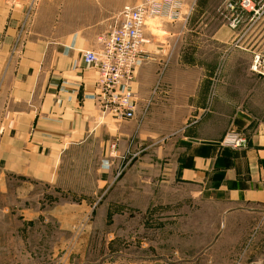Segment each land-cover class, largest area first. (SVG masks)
Wrapping results in <instances>:
<instances>
[{
	"label": "crops",
	"instance_id": "obj_1",
	"mask_svg": "<svg viewBox=\"0 0 264 264\" xmlns=\"http://www.w3.org/2000/svg\"><path fill=\"white\" fill-rule=\"evenodd\" d=\"M81 1L77 6L71 0V8L83 9ZM230 1L184 0L188 16L159 20L157 33L145 30L144 60L132 83L135 119L122 121L98 108V72L81 56L98 48L122 0L115 7L111 0H86L82 20L72 22L82 26L54 38L43 36V0L32 9L27 0H0V194L5 198L17 180L46 186L45 194L31 193L39 207L24 211L40 219L43 199L82 193L63 188L65 171L88 168L66 176L94 178L88 195L106 196L117 168L105 162L109 145L116 139L122 147L134 135L135 144L146 149L118 180L119 194L150 197L157 191L153 185L183 186L193 204L207 200L222 208V217H263L264 97L257 86L264 77L250 72L249 63L256 42H264V11L257 17L244 12L231 30L224 17L242 11L236 2L235 12L227 11ZM256 6L264 9V0ZM229 132L244 133L247 147L222 146ZM231 230L220 225L219 235L203 248L218 247L213 243Z\"/></svg>",
	"mask_w": 264,
	"mask_h": 264
},
{
	"label": "rangeland",
	"instance_id": "obj_2",
	"mask_svg": "<svg viewBox=\"0 0 264 264\" xmlns=\"http://www.w3.org/2000/svg\"><path fill=\"white\" fill-rule=\"evenodd\" d=\"M85 1H81L83 9L74 10L71 0H43V36L54 38L81 27L72 22L77 18L82 20L81 12H87ZM122 1L120 8L140 0ZM77 2L78 6L79 0ZM111 2L115 7L120 0ZM185 8L183 16H188V7ZM225 8L229 12L236 9ZM240 11L241 14L224 17L229 29L239 27L246 12L241 8ZM255 11L257 17L264 9L256 6ZM235 16L238 24L232 29L228 18ZM159 25L158 19L150 20L146 30L157 33ZM235 44L233 42V46ZM263 51L264 42H256L253 53ZM257 93L264 97V83L257 86ZM139 117L141 121V113ZM73 156L78 161L81 159V154ZM126 169L116 177L115 168L112 192L108 190L106 196L99 193L93 198L88 194H91L89 188L94 178L66 176L73 172H90L88 168L65 171L63 188L74 186L82 193L65 192L62 201L43 199L40 219L24 211L39 207L37 197L31 193L43 194L47 187H31L15 181L11 186L13 191L4 195L5 198L0 194V264H264V216L253 217L245 212L222 217L217 215L222 208L207 200L198 198L193 204L189 191L183 186L153 185L157 191L150 197L134 191L119 194L117 182ZM79 195L88 196L89 200L81 202L76 199ZM222 224L232 230L213 243L218 247L203 248L219 235L215 234L216 229ZM238 243L241 245L236 248Z\"/></svg>",
	"mask_w": 264,
	"mask_h": 264
},
{
	"label": "built area",
	"instance_id": "obj_3",
	"mask_svg": "<svg viewBox=\"0 0 264 264\" xmlns=\"http://www.w3.org/2000/svg\"><path fill=\"white\" fill-rule=\"evenodd\" d=\"M27 1L29 9L34 8L38 3V0ZM259 1L236 0L235 2L242 10L256 14V2ZM226 6L233 10L236 5L229 2ZM183 7L184 0H140L134 5L125 4L118 12L115 24L98 38V48L82 51L83 63L97 69L95 99L103 113L122 121L134 119L138 98L132 90V83L136 68L144 60L142 45L147 23L155 19L178 20L183 16ZM237 24V16L228 18L230 28H235ZM249 70L264 77V53L252 54ZM135 143V140L130 138L121 150L116 139L110 143L105 162L117 163L116 177L145 151L146 148L142 144ZM220 143L230 149L240 150L247 147L248 138L244 133L229 132Z\"/></svg>",
	"mask_w": 264,
	"mask_h": 264
},
{
	"label": "bare ground",
	"instance_id": "obj_4",
	"mask_svg": "<svg viewBox=\"0 0 264 264\" xmlns=\"http://www.w3.org/2000/svg\"><path fill=\"white\" fill-rule=\"evenodd\" d=\"M226 9H227V8H226ZM184 12H185V11H184ZM187 15H188V14H187ZM231 16H232V15H231ZM251 22H253V21H251ZM240 24H241V23H240ZM263 52H264V51H263ZM222 139H223V138H222ZM115 178H116V177H115ZM115 178H114V179H115Z\"/></svg>",
	"mask_w": 264,
	"mask_h": 264
}]
</instances>
